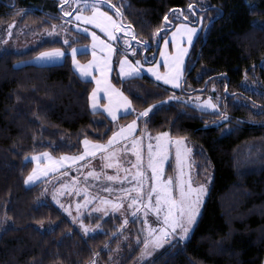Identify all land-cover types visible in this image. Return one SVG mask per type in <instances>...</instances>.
I'll list each match as a JSON object with an SVG mask.
<instances>
[{"label":"trees","instance_id":"1","mask_svg":"<svg viewBox=\"0 0 264 264\" xmlns=\"http://www.w3.org/2000/svg\"><path fill=\"white\" fill-rule=\"evenodd\" d=\"M61 3L0 0V28L15 24L26 33L50 30L59 36L49 39L46 35L26 51H0V222L12 223L0 234V264L108 262L127 232L128 224L120 229L121 217L96 215L86 220L99 224L102 231L85 235L46 198V179L25 184L34 168L33 160L26 158L45 152L55 157L78 156L84 151L85 139L107 143L115 129L114 121L104 112L90 109L95 84L77 75L67 53L71 47L90 45L91 38L72 28L75 36L67 38L71 43L63 42L62 26L68 21L59 10ZM112 3L121 9L120 18L131 25L136 41H150L149 50L157 45L159 37L154 32L165 27V15L175 26L191 24L196 18L202 24L187 55L184 76L197 63L184 88H169L146 75L121 79L118 60L128 56L143 62L144 55L142 51L129 54L123 45H118L114 54L111 83L135 110L119 121L137 120L139 132L185 137L192 149L194 182L210 179L190 237L168 244L142 264H264V0ZM189 4L196 11L189 10ZM102 8L116 15L107 4ZM175 9L183 10L187 19L179 18L181 13ZM170 32L167 25L163 41ZM60 47L66 52L61 63L18 65L41 51ZM76 59L88 62L90 54L79 53ZM208 79L205 92L199 94L218 101L212 111L191 100ZM149 105L157 106L150 118L137 119ZM121 247L118 264H132L141 246Z\"/></svg>","mask_w":264,"mask_h":264},{"label":"snow or ice","instance_id":"2","mask_svg":"<svg viewBox=\"0 0 264 264\" xmlns=\"http://www.w3.org/2000/svg\"><path fill=\"white\" fill-rule=\"evenodd\" d=\"M62 4L68 3V0H61ZM76 4H82L84 7L91 9V15H83L80 11L76 12V20H84L89 24H94L96 27L101 28L104 33L113 40H117L116 32H123L125 29L122 27V22L118 23L117 19L113 15H110L108 12L103 11L102 5L107 4L111 9L114 10L116 16L122 17L123 13L121 9L112 3V0H74ZM189 10L196 11L193 4L187 6ZM173 11L180 12L181 16L179 18L187 19L182 16L181 9H175ZM69 15V13H65ZM165 22V27L155 29L154 35L163 39L162 32L167 30V25L171 23L168 19V16L163 17ZM13 25H9L8 35L12 34L11 29ZM55 27V26H54ZM131 28V25L127 26ZM76 28H80V24H76ZM177 31L172 33V39L175 41L176 52L175 54H167L165 51H161L160 55L164 57V63L167 65V71L165 73L158 74V79L164 80L165 83L175 84L176 87H180V80L183 74V64L184 57L188 54L189 48L185 47V44L188 46L193 45L194 37L197 33V28L189 27L187 24L176 25ZM85 32H90L91 37L93 38V48L98 45L107 55L103 58H97L96 60L90 61L89 64L83 65L76 60V55L78 52H87L88 48L82 46L81 48L71 47L70 54L72 56L73 64L78 68L79 72L82 75H89V69L92 65H96L100 68L101 77L96 79L97 88H94L91 93V107L95 110L98 107L99 101L97 93L99 92L101 86H103L104 91L107 93V99L109 103L101 107L105 108L110 114L111 118L115 120L117 118V110L122 109L123 114L127 115L130 111H135L130 108L131 101L127 96L124 95L119 89H116L108 81V72L111 70V58L114 51H116L112 44L107 43L105 40H102L95 32H91L90 29H85ZM128 35L132 36L135 39L133 32L129 31ZM65 44H70L71 42L68 39L63 41ZM137 43L144 49L147 50V47L150 41L139 40ZM169 41L164 39L165 48L167 47ZM124 44L128 45V41L124 40ZM135 54V49H129ZM66 55L63 49H51L49 51H44L39 53L37 59H47L54 60L62 58ZM95 52L93 56L95 57ZM148 62V58L145 57V63ZM119 63V72L121 75L127 77L128 79L135 78L140 69L135 67L132 61L128 60L127 56L118 60ZM140 61H136V65H139ZM155 71V69H152ZM170 99H179V97H170ZM163 103V102H161ZM204 107H210L216 109L217 105L211 102V98L203 102ZM157 108L156 105H149L148 108H145L137 116V119L141 118H150L149 113L153 112V109ZM154 114V113H153ZM226 119V117H225ZM137 120H133L126 127L121 126L119 131H114L112 136L108 138L107 143H94L90 142L88 139L83 141L84 152L78 156L74 157H65V160H84L85 157H94L97 152L100 153V158L102 160H107L108 163L104 165L107 168H116L119 170V155L118 151L115 149V145L120 141H123L127 136H131L133 132L137 129ZM142 138H133L131 151L135 154V164L132 165V168L135 169L132 173V181H129L131 184L130 188H120L118 189L123 193V196L130 200L128 205L129 209H133L130 212V215L135 221L138 218L141 208H144L143 223L148 225L146 229V235L142 243L145 246V255L151 256L152 252L147 251L148 246L151 245L153 249L161 248L163 243L168 240H172L176 243H179L182 240H186L190 237V233L194 229V226L197 223L198 216L200 215L201 206L204 202V198L208 195V187L205 184H199L193 186L192 178L190 172L185 171V161L187 154L192 151L186 145L185 137L177 136L171 137L169 132H160L156 135V149L153 151L152 143L148 144V160L147 164L144 163L142 152L140 149V143ZM152 137L149 134V140ZM175 145V160L177 165V176L174 178L168 176L167 178L163 175V166L164 162L168 159L170 154L169 148L170 145ZM49 157L50 164L41 166L39 160L41 157ZM35 160L37 166L34 167L31 172L25 178V184L34 185L37 182H40L43 178L48 176L50 171H53L51 167V158L47 152L31 157L26 158ZM128 163L131 164L129 161ZM190 167V166H188ZM147 169V171L142 170ZM125 176L121 177L119 175L107 176L108 181H121L122 183L128 179V174L131 172L130 168L124 169ZM89 177L95 176L96 179H99V176L94 172L90 171L87 173ZM75 180V177H73ZM147 182V190H146ZM106 191L111 192L112 189L108 188ZM135 193V196L132 193ZM55 199V197H53ZM100 199L104 204H112L113 211H119V209L124 207V203L121 200H106L102 197H92V200ZM91 201L85 197V203L83 205L77 204V214L79 217L80 227L84 233L95 231V229L89 228L83 222V214L80 213V208H88V205ZM58 203V201H57ZM63 208V206L61 205ZM149 210L154 213L156 218L155 226L149 223L148 214ZM67 211V209H65ZM96 212H100L101 209H95ZM103 215L108 216L109 211L107 209L103 210ZM77 219V217H73ZM128 217L123 218V224L120 225V229L124 228V225L128 224ZM99 225H97V228ZM145 231L144 229H141ZM139 240L140 238L137 237ZM171 246V244H169ZM98 255V254H97ZM94 264V262H93Z\"/></svg>","mask_w":264,"mask_h":264},{"label":"rangeland","instance_id":"3","mask_svg":"<svg viewBox=\"0 0 264 264\" xmlns=\"http://www.w3.org/2000/svg\"><path fill=\"white\" fill-rule=\"evenodd\" d=\"M59 1L61 2V0H59ZM61 6H62L61 15H63V17L68 21L66 24H64L62 26V30H63V34L61 35L62 39L63 40L67 39L69 35L72 37L75 36L74 32H72V28H74L73 29L74 31L81 32L84 35L90 36V38H91L90 45L84 46V47L88 48V51L87 52H78L77 54H79V53H90L91 52L92 58L90 61H93L96 59V57L93 56V52H95L99 48V45L97 47L93 48V38L91 37L90 32L84 31L85 29H90L91 32H95L96 35L99 36L102 40H105L107 43L112 44L115 47H117L118 45H123L124 47H126V52L129 54L133 53L129 49H135V52L142 51L143 55H144V52L146 50H144L137 43V41H135V39H133L132 36L127 34L129 31L133 32V29L128 28L127 27L128 25L123 23L119 16L115 15V19H117L118 23L122 22V27L125 30L123 32H116L115 35L117 36V40L113 41L107 35V33H104L102 31V29L96 27V25L89 24L84 20H80V21L76 20V12L77 11H80L83 15L87 16V15H91V9L84 7L82 4H79V5L76 4L74 2V0H68V3H66V4L61 3ZM65 13H69V15H65ZM77 23L80 24L79 29L76 28ZM185 24L189 25V27L197 28V30H198L197 32L202 30V24H197L194 26L190 25L188 23H185ZM11 25H13V24H11ZM8 31H9L8 27L0 28V51L10 49V50L22 52V51H26V50L38 45L39 43H41L46 35L49 36V39H56L59 37V36H56L57 32H55V31L53 32L50 30L45 31V33H43V34H40L38 32L26 33L23 30L17 29V26L15 24H14V27L11 29L12 34L10 36L8 35ZM176 31H177V28L175 30L171 31L169 36L166 38L169 41L166 48L164 45V41H162L161 45H160L159 38H158L157 45L155 46V48L153 50H147L146 51V53L144 55V59H145V57H147L148 62H149V63H145L146 65L154 64L158 61L164 60V57H162L160 55V52L165 51L168 54L167 50H168L170 44H171V47L174 49V54H175L176 46H175V41L172 39V33L176 32ZM64 32H66L67 36L65 35ZM124 40L128 41V45L124 44ZM158 45L160 46V49L156 53V48L158 47ZM81 47L82 46L77 47V48H81ZM54 49H57V48H54ZM59 49H63V48L60 47ZM147 49H148V47H147ZM63 50L65 52V49H63ZM44 51H49V50H44ZM44 51H41V52H44ZM41 52H39V53H41ZM39 53L37 55H34L32 58L19 63L18 65L27 64V63L35 64V65H53V64L61 63L65 57L64 56L62 58L54 59V60L37 59V57L39 56ZM92 67H93V65L91 66V68ZM91 75H92V73H91ZM173 85H175V84H173ZM172 88H176L177 90L179 89V87H176V86H174ZM191 96H192L191 100L195 104H197L201 109L210 110V111L215 110V109H212L210 107H204V108L201 107L203 105V102L208 100L210 97L204 99L202 97V95L199 93L192 94ZM211 102L213 104H216L218 107V101L216 99L211 98ZM121 112H123L122 109L117 110V113L120 114ZM113 121H114V127H115L114 131H119L121 126L126 127L128 124L131 123L130 121H119V120H113ZM149 134L152 137L151 140H149ZM157 134L158 133H152L150 131H146V130L142 129L137 134H134V132H133V134L131 136H127V138L125 140L120 141L118 144H116L114 147L118 151L119 160H120L118 171L116 168L104 167V165L107 164L108 161L102 160L100 158V153L97 152L94 157H85L84 160H82L81 162L78 161V162H76L77 164L73 165L72 167H67L63 171L58 172V170H59L58 168L52 167L53 171H50L48 173V176L46 178H43V179H46V181H45V185H46L45 196H46V198L49 199L51 202H53L56 206H58L71 219V221L76 226V228L78 230H80L85 235L102 231V227L99 224H96L92 221H87L86 218L87 217H93L96 215L100 216V217H106L103 215L104 209H107L109 211V215H117V216L121 217L122 219L125 216H127L128 221L129 222L131 221V222L130 223L128 222V225L126 227L127 232L123 236V241H122L121 245H128V247H130L131 249H133L134 246H141V250L138 253V255L135 257L132 264H142L143 262L152 259L165 246L174 242L172 240L165 241L161 248H156V249H153L152 246L149 245L147 251H151L152 255L151 256L145 255L144 253H145L146 249H145V246L143 245L142 241L145 238L146 229H147L148 225L143 223L144 208L140 209L138 218L135 221H133V218L130 215V212L133 209H129V207H128V205L130 204V200H128L126 197H124L123 193L118 190L120 188H130L131 187V184L129 183V181H132V173H134V171H135V169L132 168V165L135 164V154L131 151L132 139L133 138H142L141 143H140V149L142 152L144 163L147 164L148 144L152 143L153 151L155 152V149H156L155 137ZM186 145L189 148L187 142H186ZM169 151H170V154L168 156V159L164 162L163 175L165 178H167L168 176H172L175 178L177 176V165H176V160H175V145L174 144L170 145ZM41 154H43V153H41ZM38 155H40V154H38ZM49 156H52V155L49 154ZM46 158L47 157L42 156L41 159L39 160V164L41 166L47 165V162L44 160ZM53 158H55V157H53ZM241 159L242 160L240 162L245 164L246 161L243 158H241ZM247 159L248 158H246V160ZM33 161H34V165H35L34 167H36L37 162L35 160H33ZM129 161L131 162V164L128 163ZM185 164H186L185 171L190 172L192 182H193V186H197L199 184H205L208 187V191H209L210 179L204 183H195L194 182L192 165H191V161H190V153L187 154ZM64 165H66V164H64ZM60 166H62V165H60ZM188 166H190V167H188ZM125 168H130L131 172L128 174V179L126 181H124L123 183L121 181H108L106 179L107 176H111V175H119L121 177H124L126 175L124 172ZM142 170L147 171V169H142ZM55 171H57V172H55ZM90 171L97 174L99 176V179H96L95 176L89 177L87 175V173ZM73 177H75V180H73ZM132 182L134 183V181H132ZM28 185H30V184H28ZM145 187L147 190V182H146ZM108 188H111L112 191L111 192L106 191V189H108ZM132 195L135 196V193L133 192ZM94 196L95 197H102L106 200H111V201L121 200L124 203V207L119 209V211H113L112 210L113 209L112 204H104V203H102V201L100 199L92 200V197H94ZM53 197H55V199ZM85 197H87V199L91 202L89 203L87 209H85L84 207H81L80 213L83 214L84 224L87 225L91 229H95V231H91L88 233H84L83 230L81 229L79 217H78L77 209H76V205L78 203L81 205H83L85 203ZM205 198H204V201H205ZM57 201H58V203H57ZM61 205L63 206V208L61 207ZM202 206H203V204H202ZM202 206H201V210H202ZM97 208H100L101 211L96 212L95 209H97ZM65 209H67V211H65ZM200 213H201V211H200ZM73 217H77V219L74 220ZM148 221H149V223L153 224V226H155V223L157 222L156 218L154 216V213H152L150 210H149V214H148ZM2 223L3 222H0V234L12 226V223L9 220H7L4 224H2ZM97 225H99L98 228H97ZM141 229H144L145 231H142ZM191 233H190V235H191ZM137 237H139L140 239L138 240ZM186 240H182L180 242H184ZM121 245L113 250L108 262H102L99 260H95V261H93L94 264H118L120 256H121L122 251H123V248L121 247ZM93 262H92V264H93Z\"/></svg>","mask_w":264,"mask_h":264},{"label":"crops","instance_id":"4","mask_svg":"<svg viewBox=\"0 0 264 264\" xmlns=\"http://www.w3.org/2000/svg\"><path fill=\"white\" fill-rule=\"evenodd\" d=\"M103 11H105V12H108V11H106L105 9H103ZM109 13V12H108ZM110 15H113V14H111V13H109ZM114 16V15H113ZM114 18H115V16H114ZM180 24H185V23H180ZM180 24H178V25H180ZM194 26V25H193ZM176 29V28H175ZM174 29V30H175ZM201 31V30H200ZM200 31L199 32H197L196 33V35H195V37H194V41H195V39H196V37L199 35V33H200ZM104 39V38H103ZM193 41V42H194ZM113 47H114V49L116 50V47L113 45ZM185 47H188L189 49H190V46H188V45H186L185 44ZM168 54L169 55H171V54H174V49L171 47V44L169 45V48H168ZM90 54V60H91V58H92V56H91V52L89 53ZM95 57H96V59L97 58H103V57H105L106 55H107V53L105 52V51H103L102 49H101V47L99 46V48L95 51ZM114 54H115V51L113 52V54H112V58H111V70L108 72V81L111 83V80H110V78H111V74H112V68H113V59H114ZM188 55V54H187ZM187 55L184 57V64H183V69H182V71H183V74H184V71H185V65H186V59H187ZM127 58H128V60H130V61H132V63H133V65L135 66V67H137V68H139L140 69V72H139V74L137 75V76H142V75H146V76H148V77H150V78H152L154 81H156V82H158V83H161V84H164L165 86H167V87H169V88H172V87H174V86H176V85H173V84H168V83H165L164 82V80H161V79H158V74H161V73H165L168 69H167V65L163 62L164 60H162V61H158V62H156V63H154V64H149V65H146V64H144L143 62H141L140 60H138V61H140V64L139 65H136V61H133V60H131L128 56H127ZM95 59V60H96ZM89 60V61H90ZM89 61L88 62H80L81 64H83V65H87V64H89ZM120 67V66H119ZM73 69H74V71L77 73V75L81 78V79H83V80H91V81H93L94 82V84H95V86H94V88H97V84H96V79L97 78H100L101 77V72H100V68L98 67V66H96L95 64L93 65V67L92 68H90L89 69V75H87V76H85V75H82L80 72H79V70H78V68L76 67V66H74L73 65ZM152 69H155V71H153ZM91 73H92V75H91ZM183 74H182V77H181V80H180V85H181V82H182V78H183ZM119 76L121 77V79H128L127 77H125V76H123V75H121L120 74V72H119ZM111 85H113L112 83H111ZM115 87V86H114ZM116 88V87H115ZM117 89V88H116ZM172 89H175L176 90V88H172ZM97 96H98V101H99V104H98V107H97V109H93L92 107H91V99L89 100V102H90V109H91V111H93V112H97V111H100V112H104L111 120H113L112 118H111V116H110V114L107 112V110L105 109V108H103V107H101V106H103V105H107L108 103H109V101H108V99H107V93L104 91V88H103V86H101V88H100V90H99V92L97 93ZM90 97H91V95H90ZM130 108L132 109V106L130 105ZM130 113H131V111H130ZM125 114H123V112H121L120 114L119 113H117V118L115 119V120H119V118L120 117H122V116H124ZM130 122H132V121H130ZM138 125V124H137ZM139 131H138V127H137V129L134 131V134H137ZM84 152V151H83ZM53 156V155H52ZM52 156H50V158H51V167H56V168H58L59 170H58V172H60V171H63V170H65L67 167H72L73 165H75V164H77L76 162H81L82 160H71V159H68V160H65L64 158L65 157H74V156H67V155H63V156H60V157H55V156H53V157H55V158H53ZM46 162H47V165H49L50 164V160H49V157H47L46 159H44ZM34 162V161H33ZM64 164H66V165H64ZM70 164V165H69ZM60 165H62V166H60ZM35 166V165H34ZM60 167V168H59ZM55 172H57V171H55ZM44 180V179H43ZM28 185V184H27ZM31 185V184H30ZM29 185V186H30Z\"/></svg>","mask_w":264,"mask_h":264},{"label":"water","instance_id":"5","mask_svg":"<svg viewBox=\"0 0 264 264\" xmlns=\"http://www.w3.org/2000/svg\"><path fill=\"white\" fill-rule=\"evenodd\" d=\"M61 7H62V6L59 7V10H61ZM182 16H183V15H182ZM121 19H122V18H121ZM121 21H122V20H121ZM198 23H199V19L196 18L195 22H192L191 24H192V25H197ZM168 25H169V29H170V30H173V29L175 28V24H173V23H169ZM207 28H208V25H207V26L205 27V29H204V35H203L204 38H205V33H206ZM134 35H135V41H136V40H137V39H136V34H134ZM159 42H160V45H161V42H162V39H161V38H159ZM149 47H150V45H148V49H147V50H149ZM159 48H160V46L158 45V47L156 48V53L159 51ZM147 50H146V51H147ZM146 51L144 52V55H145ZM200 51H201V49L199 50V52H200ZM143 59H144V57H143ZM144 61H145V59H144ZM147 63H149V62H147ZM196 63H197V60L194 62V64H193L192 67L190 68V70H189V71L187 72V74L184 76V78H183V82H182V87H183V88H184V83H185V80H186V78H187L188 73H190V72L194 69ZM222 76H223V77H226L225 74H223ZM209 81H210V79H208V80L206 81V83H205V85H204L203 88H198V89H196V92H197V93L205 92V90H206V88H207V84H208ZM227 87H228V84H227ZM227 87H226V92H228V91H227Z\"/></svg>","mask_w":264,"mask_h":264},{"label":"bare ground","instance_id":"6","mask_svg":"<svg viewBox=\"0 0 264 264\" xmlns=\"http://www.w3.org/2000/svg\"><path fill=\"white\" fill-rule=\"evenodd\" d=\"M62 8V7H61Z\"/></svg>","mask_w":264,"mask_h":264}]
</instances>
